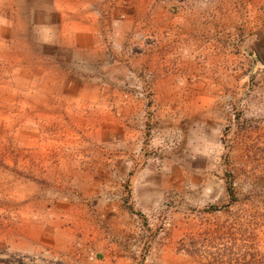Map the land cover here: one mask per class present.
<instances>
[{
    "label": "rangeland",
    "instance_id": "rangeland-1",
    "mask_svg": "<svg viewBox=\"0 0 264 264\" xmlns=\"http://www.w3.org/2000/svg\"><path fill=\"white\" fill-rule=\"evenodd\" d=\"M0 264H264V0H0Z\"/></svg>",
    "mask_w": 264,
    "mask_h": 264
}]
</instances>
